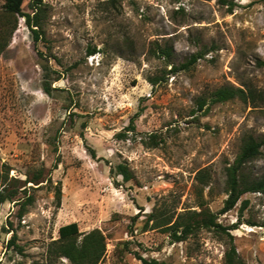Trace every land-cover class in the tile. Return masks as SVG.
Wrapping results in <instances>:
<instances>
[{
	"label": "rangeland",
	"instance_id": "obj_1",
	"mask_svg": "<svg viewBox=\"0 0 264 264\" xmlns=\"http://www.w3.org/2000/svg\"><path fill=\"white\" fill-rule=\"evenodd\" d=\"M30 1L23 11H32ZM41 1L37 45L18 16L0 54V167L22 186L0 205V264H74L57 248L60 227L72 222L78 243L93 229L105 235L98 264H228L232 245L245 264H264V193L247 192L220 213L242 136L264 134V0H118L115 8L107 0ZM156 42L173 45L172 60ZM196 51L204 57L173 71ZM224 85L256 94L198 108V98ZM154 133L162 140L147 145ZM121 162L134 174L128 182L112 172ZM247 170L264 177V148ZM40 171L45 181L23 184ZM26 187L34 203L20 217ZM201 204L227 230L175 242L154 227L156 218ZM14 232L22 253L9 246Z\"/></svg>",
	"mask_w": 264,
	"mask_h": 264
},
{
	"label": "trees",
	"instance_id": "obj_2",
	"mask_svg": "<svg viewBox=\"0 0 264 264\" xmlns=\"http://www.w3.org/2000/svg\"><path fill=\"white\" fill-rule=\"evenodd\" d=\"M25 0H5L3 8L0 10V54L10 44L14 31L18 28V16H24L26 24L32 31L33 40L35 45L39 42L43 36V16L41 14L43 10V4L41 0H31L30 6L31 12L23 11V3ZM107 4L115 8L118 4V0H107ZM156 44V52L160 57L165 58L167 61L172 60L174 55V47L171 44L164 46ZM97 50L94 48L89 51V55H92ZM42 54V53H41ZM204 57L203 51H196L192 53L186 61L179 65L173 66V71L188 69L193 64L198 62L199 59ZM155 82L154 79H151ZM51 84L48 80H45L44 90L46 93L51 94ZM255 91L252 89H245L243 87H237L234 85H224L214 89L207 97H200L197 99L198 108L202 110L207 104L208 107L212 104L226 102L231 99L240 98L247 101L249 98L255 97ZM208 107L206 110H208ZM131 128L134 130L136 127L134 123H131ZM162 140L158 134L154 133L150 135V141L146 142L147 145L151 144L156 146ZM150 145V146H151ZM264 148V134L255 136L252 133H245L242 136V143L233 163L226 167V183L228 197L224 202V206L220 213H225L231 210L240 200L243 194L247 192H263L264 193V177H257L253 173L247 170V165L262 154ZM92 156L96 157L95 150H91ZM57 163H55V168ZM10 167L2 169L0 167V205L7 200H13L19 192L21 183L19 179H9ZM112 172L117 175H121L123 181L128 182L133 179L134 174L130 167L126 163H118L115 168H112ZM198 178L201 182L206 183V175L199 173ZM15 183L14 186L9 187L8 181ZM44 173L40 171L32 177H28L23 184L32 182L36 185L45 181ZM24 190V197L20 198L16 203L20 206L18 215L21 217L27 211L28 207L34 203V195L27 192V187ZM61 189H57L58 204L61 203ZM246 203V201H245ZM201 209H190L184 213L178 214L174 219V214L168 216H162L155 219L154 227L162 228L165 232H168L175 242L186 240L190 235L196 234L201 229L208 230H227V227L219 222L218 214L209 210L201 204ZM154 217L153 214L149 215V219ZM12 226V223H10ZM60 240L58 243V250L60 254L67 257L74 264H98L102 259L106 251V237L100 229H93L84 235L82 241L78 243L76 237L80 234V228L77 222L65 224L60 227ZM17 234L13 233L9 246H13L19 252H23V247L16 242ZM142 260L141 264H173L165 260H158L155 258L146 259L139 257ZM226 261L228 264H245V262L239 257L238 251L235 245H232L226 253Z\"/></svg>",
	"mask_w": 264,
	"mask_h": 264
}]
</instances>
